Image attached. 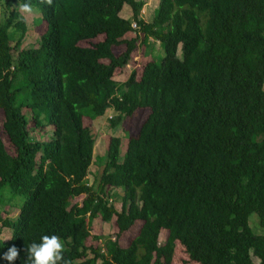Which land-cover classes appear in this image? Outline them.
Returning <instances> with one entry per match:
<instances>
[{
	"label": "trees",
	"instance_id": "16d2710c",
	"mask_svg": "<svg viewBox=\"0 0 264 264\" xmlns=\"http://www.w3.org/2000/svg\"><path fill=\"white\" fill-rule=\"evenodd\" d=\"M16 4L41 15L36 48H22L28 28ZM145 5L7 1L0 20V238L8 229L14 239L0 241V254L14 244L21 251L13 264H25L26 249L43 235L62 241V264H164L177 243L197 264H264V234L249 223L257 214L264 230V0H160L151 22L141 17ZM125 6L131 18L122 16ZM140 44L148 53L139 68L117 82ZM110 110L112 128L141 112L144 122L124 154L122 139H110L93 187L96 138L84 120ZM49 127L53 136L44 140ZM118 189L121 210L112 201ZM98 218H115L118 233L94 236L98 246H87Z\"/></svg>",
	"mask_w": 264,
	"mask_h": 264
},
{
	"label": "rangeland",
	"instance_id": "374dc122",
	"mask_svg": "<svg viewBox=\"0 0 264 264\" xmlns=\"http://www.w3.org/2000/svg\"><path fill=\"white\" fill-rule=\"evenodd\" d=\"M7 1L8 0H0V20L1 22H4L7 18L8 10H7ZM143 1L146 3L144 9L142 10L141 17L146 22H151L155 15L157 10L159 9V2L160 0H138ZM16 10L20 14L21 18L26 22L28 32L24 39L22 48L28 49V48H36L38 47V41L40 34L43 30L42 27V21H41V15L38 11L34 9H26L23 8L21 5L16 4L15 5ZM122 16L124 18H131L132 12L131 9L128 6L124 7V10L122 12ZM42 29V31L39 33V28ZM12 34H15V31L12 30ZM134 34L128 35V38L131 39L134 37ZM18 39V36L14 37V40L16 41ZM103 37H100L99 39L95 41L85 42L81 43L82 47H90L91 45L98 43L102 41ZM15 41L12 43V45H15ZM140 47L142 45L140 44ZM145 45H143L142 48L138 51L136 56L134 57V61H132L129 65L125 66L122 70L117 71V74L115 75V80H124L127 79V77L130 76L131 72L135 69L139 68V61L148 53V51L145 50ZM149 47L153 48L155 50V53L158 55L159 59H163L164 57V50L161 48L159 43L154 42L153 40L149 41ZM148 47V50H149ZM125 50V46H121L114 49V52L116 56L121 55ZM178 55L181 57V49L178 53ZM108 63V62H105ZM142 113H138V116L134 118H129L123 120V122L116 128L111 127V118L115 115V112L113 110L108 111L107 115L105 117L100 118L98 120L90 121L89 118L84 120V124L86 127H90L92 130L93 135L96 138V146H95V159L94 164L90 170V174L88 177V183L90 186L96 187L99 181V177L103 171V168L105 167L107 160V154H108V146L109 141L113 137H119L123 141L122 146V153L125 152V147L127 146L128 138L131 136L137 135L140 126L144 122L142 118ZM3 122V116L2 111L0 110V125ZM30 132L32 133V137L36 138V133L38 131H35L34 124L31 123L29 126ZM47 134H43V139H49L53 136V128L49 127L47 130ZM43 133V132H42ZM41 133V134H42ZM6 151L11 155H16V150L12 146V144H7L5 146ZM111 193L119 194L118 198H114L112 201L115 204V207L117 210H121V198L123 196V190H112ZM19 202L22 204L25 199L17 197ZM84 197L75 199L72 204H81ZM12 199L11 201H13ZM111 201V202H112ZM17 213H14L12 216L15 217ZM250 227L252 231L255 234L262 235L264 234V230L260 226V219L257 214H252L250 216ZM140 229V224H137L134 228L131 229V231L124 235V237L120 240V245L122 247H127L130 241L135 237L138 230ZM118 233V228L115 223V218L111 223H105L102 221L101 218H98L94 220L92 223V237L88 239L87 246H98V242L95 241L94 236H104V237H114ZM12 237V231L5 229L4 234L1 236L0 241L1 245H6L10 240H5V238ZM167 240V233L166 231H163V234L160 236V244H165ZM255 262H257L256 259H254ZM163 262L164 264H197L195 262H192L189 258V256L186 254L185 249L183 246H181L179 243H177L175 251L173 254L166 253L163 256Z\"/></svg>",
	"mask_w": 264,
	"mask_h": 264
},
{
	"label": "clouds",
	"instance_id": "9594fccd",
	"mask_svg": "<svg viewBox=\"0 0 264 264\" xmlns=\"http://www.w3.org/2000/svg\"><path fill=\"white\" fill-rule=\"evenodd\" d=\"M27 8V5H25ZM14 239L13 237L5 240ZM63 243L56 235H43L39 242H33L26 249L27 258L25 264H62ZM14 244L9 246L5 252L0 254V260L7 261V264H13L17 260L19 252Z\"/></svg>",
	"mask_w": 264,
	"mask_h": 264
},
{
	"label": "crops",
	"instance_id": "0c3cea01",
	"mask_svg": "<svg viewBox=\"0 0 264 264\" xmlns=\"http://www.w3.org/2000/svg\"><path fill=\"white\" fill-rule=\"evenodd\" d=\"M131 73H132V72H131ZM116 74H117V73H116ZM116 74H115V75H116ZM130 75H131V74H130ZM129 77H130V76H129ZM129 77H127V79L124 80V82H126V81L128 80ZM116 81L119 82V83H124L122 80H116Z\"/></svg>",
	"mask_w": 264,
	"mask_h": 264
},
{
	"label": "built area",
	"instance_id": "2783aa9c",
	"mask_svg": "<svg viewBox=\"0 0 264 264\" xmlns=\"http://www.w3.org/2000/svg\"><path fill=\"white\" fill-rule=\"evenodd\" d=\"M134 28H136V26L134 25Z\"/></svg>",
	"mask_w": 264,
	"mask_h": 264
}]
</instances>
